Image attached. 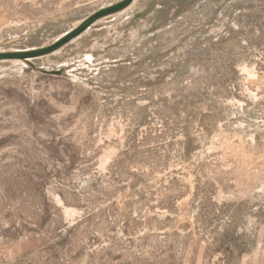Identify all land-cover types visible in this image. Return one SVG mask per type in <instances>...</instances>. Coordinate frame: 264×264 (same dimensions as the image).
Wrapping results in <instances>:
<instances>
[{
    "label": "rangeland",
    "instance_id": "rangeland-1",
    "mask_svg": "<svg viewBox=\"0 0 264 264\" xmlns=\"http://www.w3.org/2000/svg\"><path fill=\"white\" fill-rule=\"evenodd\" d=\"M0 264H264V0H0Z\"/></svg>",
    "mask_w": 264,
    "mask_h": 264
},
{
    "label": "bare ground",
    "instance_id": "bare-ground-1",
    "mask_svg": "<svg viewBox=\"0 0 264 264\" xmlns=\"http://www.w3.org/2000/svg\"><path fill=\"white\" fill-rule=\"evenodd\" d=\"M90 58V57H89ZM80 65V64H79Z\"/></svg>",
    "mask_w": 264,
    "mask_h": 264
}]
</instances>
